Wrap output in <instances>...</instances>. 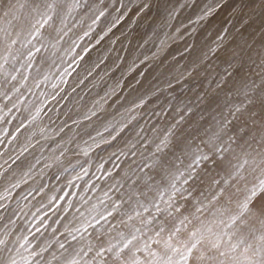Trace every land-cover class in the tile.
<instances>
[{
  "label": "bare ground",
  "instance_id": "6f19581e",
  "mask_svg": "<svg viewBox=\"0 0 264 264\" xmlns=\"http://www.w3.org/2000/svg\"><path fill=\"white\" fill-rule=\"evenodd\" d=\"M112 1L0 0V31L9 26L13 34L20 33L1 73V87L15 90L4 107L26 95L13 112L15 118L27 116L30 106L59 89L50 104L61 108L78 106L80 90L93 92L90 79L100 69L99 61H112L119 51L111 50L110 35L96 45V32H84ZM177 1L119 0L103 23L119 17L120 32L145 16L146 4L148 11L167 15ZM225 10L227 23L221 21V10L195 27V47L185 41L171 49L182 61L180 75L196 65V76L175 85L173 94L153 97L148 103L156 104L151 116L131 122L117 141L90 156L102 158L117 149L119 141L124 143L121 156L103 163L109 175L87 184L97 188L93 200L102 194L119 208L113 220L100 224L92 248L74 264H264V0H227ZM64 33V41L78 36L66 62L39 90L28 92L32 79L51 69ZM154 85L151 82L144 93ZM145 134L147 144L138 153ZM172 137L179 140L164 142ZM163 147L166 155L161 159ZM142 154L146 167L137 166ZM203 202L206 205L197 208ZM225 208L228 220L213 223ZM61 211L58 207L52 220ZM51 235L50 230L41 236V243ZM24 241V233L17 232L10 257Z\"/></svg>",
  "mask_w": 264,
  "mask_h": 264
},
{
  "label": "rangeland",
  "instance_id": "374dc122",
  "mask_svg": "<svg viewBox=\"0 0 264 264\" xmlns=\"http://www.w3.org/2000/svg\"><path fill=\"white\" fill-rule=\"evenodd\" d=\"M118 1L113 0L101 10L84 32H96L93 38L96 45L102 37L110 35L111 50L119 51V56L112 61L106 58L99 61L101 67L90 79L93 92L80 90L78 106L61 108L59 103L50 104L51 98L61 91L59 89L51 98L30 106L27 116L15 118L13 112H18L16 107L26 95L4 107L15 90L8 92L1 87V73L13 57L20 33L13 34L9 26L0 31L3 32L0 34V264H74L85 256L100 233V224L113 220L119 208L118 203H109L102 194L93 200L98 195L97 188H89L87 184H98L109 175L103 170V163L121 156L124 143L119 141L117 149L105 152L102 158L90 156L106 144L117 141L131 122L151 116L156 104L149 106L148 103L153 97L173 94L171 90L175 85L196 76V65L180 75L182 61L171 55V49L185 41L190 42V48L195 47L193 34L203 19L222 10L221 21L227 23L229 15L224 11L227 0H178L167 15L148 11L146 4L145 16L119 32L122 21L119 17L111 16L103 23V17L111 14ZM15 9L16 6L11 11ZM10 17L14 20L16 15ZM23 28L24 24L21 31ZM65 33L55 47L51 69L32 79L28 92L39 90L66 62L78 36L64 41ZM151 82L155 85L144 93L143 89ZM168 112L165 108V113ZM10 119L8 129L3 130ZM121 123L123 126L118 129ZM178 140L172 137L164 142L173 144ZM146 144L145 134L138 153L143 152ZM165 155L163 147L160 158ZM143 157L144 154L139 156L137 166L146 167ZM116 169L114 167L113 171ZM235 203L230 201V205ZM205 205V202L200 203L197 208ZM58 207L62 211L54 224L52 217ZM228 210L223 209L212 222L218 225L226 222ZM61 220H64L62 225ZM233 220L234 217L230 219ZM50 230L51 237L41 243V236ZM19 231L24 233L25 241L10 257L9 247L15 244Z\"/></svg>",
  "mask_w": 264,
  "mask_h": 264
}]
</instances>
